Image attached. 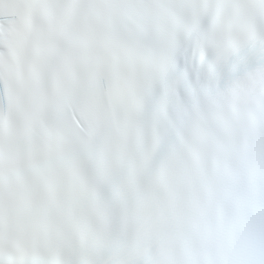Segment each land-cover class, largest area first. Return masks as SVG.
I'll use <instances>...</instances> for the list:
<instances>
[{
	"label": "snow or ice",
	"instance_id": "6c2138e0",
	"mask_svg": "<svg viewBox=\"0 0 264 264\" xmlns=\"http://www.w3.org/2000/svg\"><path fill=\"white\" fill-rule=\"evenodd\" d=\"M0 264H264V0H0Z\"/></svg>",
	"mask_w": 264,
	"mask_h": 264
}]
</instances>
